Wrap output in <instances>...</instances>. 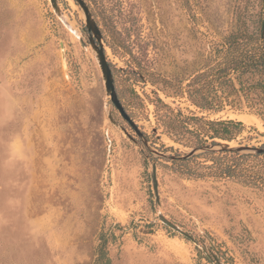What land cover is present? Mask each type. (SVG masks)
I'll list each match as a JSON object with an SVG mask.
<instances>
[{
  "label": "rangeland",
  "instance_id": "1",
  "mask_svg": "<svg viewBox=\"0 0 264 264\" xmlns=\"http://www.w3.org/2000/svg\"><path fill=\"white\" fill-rule=\"evenodd\" d=\"M57 2L0 0V264H94L100 232L116 223L112 264H217L213 253L224 264H264L262 199L151 150L191 149L160 124L159 98L185 115L243 121L230 144L264 146L254 112L203 110L181 92L238 16L258 26L263 0H86L143 137L106 91L82 7Z\"/></svg>",
  "mask_w": 264,
  "mask_h": 264
},
{
  "label": "trees",
  "instance_id": "2",
  "mask_svg": "<svg viewBox=\"0 0 264 264\" xmlns=\"http://www.w3.org/2000/svg\"><path fill=\"white\" fill-rule=\"evenodd\" d=\"M215 44L214 59L196 68L187 79L186 90L181 84V92L203 110L219 111L226 106L249 109L264 121V6L257 27H251L247 17L240 15L233 29ZM160 105L165 107L160 110V124L174 140L189 147L233 141L244 129L243 121L185 115L175 112L161 98L155 102L157 109ZM200 157L205 160L198 161ZM173 161L185 166L190 176L237 182L264 202V153L206 151ZM121 228L120 223L104 226L94 264H112L107 244Z\"/></svg>",
  "mask_w": 264,
  "mask_h": 264
},
{
  "label": "water",
  "instance_id": "3",
  "mask_svg": "<svg viewBox=\"0 0 264 264\" xmlns=\"http://www.w3.org/2000/svg\"><path fill=\"white\" fill-rule=\"evenodd\" d=\"M76 1L82 7L84 11V14L86 17V26L83 29L84 31H89L91 33L89 37V42L96 52V58L98 60V63L100 65V68L103 74L106 91L110 95L112 102L117 107V109L120 111L121 115L132 125V127L135 129L137 134L143 137L144 133L140 130L135 120L128 113V111L126 110L124 104L122 103L119 97L118 91L116 89L113 69L106 55L105 46L103 43L102 30L99 27L97 21L95 20L93 13L90 9V6L86 2V0H76ZM51 2L53 6L56 9H58L57 0H51ZM109 117L113 123H115L116 125L119 124L117 119L114 117V114L112 111H110ZM144 141L148 146H150L148 140H144ZM230 142L231 141L221 140L217 143H210V144H205L202 146H194V147H191V149L184 154H173V153L162 152L152 147H151V150L160 157L170 158L172 160L189 159V158L194 157L197 154H200L206 151H232L236 153H244V152L264 153V146H254V145H245V144L232 145L230 144ZM151 177H152V183H153V189L155 193L156 202L160 204L161 198H160V190H159L157 162H154L152 165ZM159 219L162 222H164L167 226H169L170 228L194 240V237L192 234L185 231L180 225L170 220L163 213L159 214ZM209 256L215 259L217 264H224L219 259V257L215 255L214 253Z\"/></svg>",
  "mask_w": 264,
  "mask_h": 264
},
{
  "label": "flooded vegetation",
  "instance_id": "4",
  "mask_svg": "<svg viewBox=\"0 0 264 264\" xmlns=\"http://www.w3.org/2000/svg\"><path fill=\"white\" fill-rule=\"evenodd\" d=\"M89 5V4H88ZM99 25V24H98ZM100 27V26H99ZM84 30V29H83ZM90 35H91V33L89 32V31H87ZM90 37V36H89Z\"/></svg>",
  "mask_w": 264,
  "mask_h": 264
}]
</instances>
